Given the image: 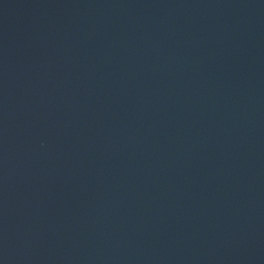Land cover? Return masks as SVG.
Wrapping results in <instances>:
<instances>
[{"label": "water", "instance_id": "obj_1", "mask_svg": "<svg viewBox=\"0 0 264 264\" xmlns=\"http://www.w3.org/2000/svg\"><path fill=\"white\" fill-rule=\"evenodd\" d=\"M0 264H264V0H0Z\"/></svg>", "mask_w": 264, "mask_h": 264}]
</instances>
